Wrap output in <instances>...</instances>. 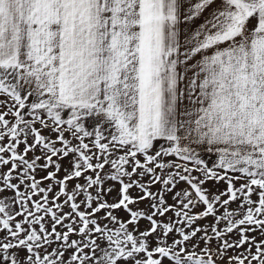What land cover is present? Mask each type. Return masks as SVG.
I'll use <instances>...</instances> for the list:
<instances>
[{
  "label": "snow or ice",
  "instance_id": "obj_1",
  "mask_svg": "<svg viewBox=\"0 0 264 264\" xmlns=\"http://www.w3.org/2000/svg\"><path fill=\"white\" fill-rule=\"evenodd\" d=\"M0 264H264V0H0Z\"/></svg>",
  "mask_w": 264,
  "mask_h": 264
}]
</instances>
